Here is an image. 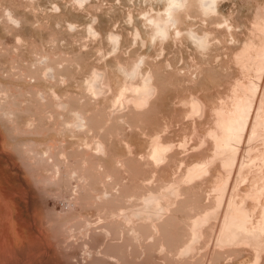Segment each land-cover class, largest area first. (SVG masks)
<instances>
[{
    "label": "rangeland",
    "instance_id": "rangeland-1",
    "mask_svg": "<svg viewBox=\"0 0 264 264\" xmlns=\"http://www.w3.org/2000/svg\"><path fill=\"white\" fill-rule=\"evenodd\" d=\"M216 2L0 0V264H264V0Z\"/></svg>",
    "mask_w": 264,
    "mask_h": 264
},
{
    "label": "bare ground",
    "instance_id": "bare-ground-1",
    "mask_svg": "<svg viewBox=\"0 0 264 264\" xmlns=\"http://www.w3.org/2000/svg\"><path fill=\"white\" fill-rule=\"evenodd\" d=\"M165 1L167 2L166 8L164 10V12L166 14V16H165L166 21H160L159 19H156V18H149L148 19L149 23L151 25H153V27L155 28L156 34H159L162 37H164L166 35V33L168 32L167 31V29L169 27L168 24H171L172 26H174L176 23L177 19L175 17V11H177V9H179V8L181 9V7H183L184 4L187 2V0H165ZM196 1L200 4L202 9H204L205 11H214L216 8V3H217L216 0H196ZM189 35L192 37V39H194V41L196 40V42H198L199 44H205L206 43V42H204V38H203L204 36L199 37L192 32H190ZM131 89L133 91V94H135V96L137 97V100L139 103H143L144 101H145L144 102L145 104L147 103V99L149 98L148 96H151L150 95L151 89L148 86H146V87L145 86L133 87ZM145 104H143V105H145ZM250 104L251 103L249 101H246L245 99L239 100L236 103L235 109L232 112H230L228 115H226L224 118V121H223L224 122V130H223L221 137H219L220 141L218 142V145L220 146L219 148H221L223 150H227L226 152H228V155L226 158H227V162H229V164L232 162V160L234 162L235 155H236L235 149L238 150V146H239L238 145L236 148V144H239L238 142L241 141L240 140L241 136H242L241 134L243 133L242 131L244 130L245 123L247 121L246 120L247 119V113H248V109L250 107ZM251 135H252V133H251ZM250 138H251V136L249 137V139ZM163 150L164 149L161 146H153L152 155H156L157 157H159L160 154L163 152ZM237 150H236V152H237ZM233 162H232V164H233ZM232 164H230V165H232ZM198 166L199 165H196L195 167H191L189 169V171H190L189 174H191L193 171H196L198 169ZM162 208L163 207H162L161 200H160L159 196L151 194L149 196H146V198L144 199V206L142 207V210L157 214V213H159V211L163 210ZM263 209H264V207H263ZM225 223H226V228H224L225 229L224 232L227 233V236H225V238H228L229 234L236 237V235H234V234H237V233L240 234V232L244 233L245 228H244L243 220L240 219L235 214H233V213L226 214ZM239 234H237V236ZM244 235H246V234H244ZM229 240H230V238H229ZM257 256H259V255H257Z\"/></svg>",
    "mask_w": 264,
    "mask_h": 264
},
{
    "label": "crops",
    "instance_id": "crops-1",
    "mask_svg": "<svg viewBox=\"0 0 264 264\" xmlns=\"http://www.w3.org/2000/svg\"><path fill=\"white\" fill-rule=\"evenodd\" d=\"M138 61V60H137ZM137 61H135L134 63H133V65L126 71V73H128L129 71H131L132 70V68L135 66V64L137 63ZM154 146H162V145H159V144H155ZM153 152V151H152ZM151 152V153H152ZM154 157H157L156 155H153Z\"/></svg>",
    "mask_w": 264,
    "mask_h": 264
}]
</instances>
